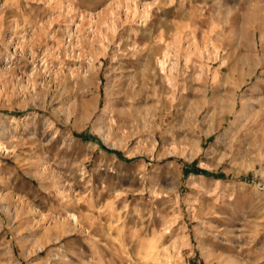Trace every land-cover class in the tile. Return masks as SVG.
<instances>
[{"label": "rangeland", "instance_id": "1", "mask_svg": "<svg viewBox=\"0 0 264 264\" xmlns=\"http://www.w3.org/2000/svg\"><path fill=\"white\" fill-rule=\"evenodd\" d=\"M0 264H264V0H0Z\"/></svg>", "mask_w": 264, "mask_h": 264}]
</instances>
